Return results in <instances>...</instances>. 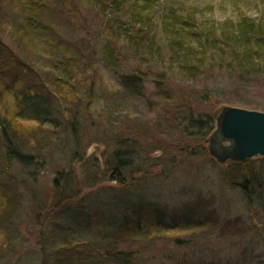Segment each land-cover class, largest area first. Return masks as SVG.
I'll use <instances>...</instances> for the list:
<instances>
[{
  "label": "rangeland",
  "instance_id": "rangeland-1",
  "mask_svg": "<svg viewBox=\"0 0 264 264\" xmlns=\"http://www.w3.org/2000/svg\"><path fill=\"white\" fill-rule=\"evenodd\" d=\"M54 1L44 17L56 39L51 44L29 34L23 0H0V144L4 126L13 125L7 135L31 157L22 163L0 154V264H56L63 253L46 254L43 247L71 240L60 229L61 208L89 199L109 221L132 204L143 206V218L153 214L148 205L178 212V227L170 222L160 233L98 234L110 250L129 251L133 264H264V156L218 163L207 148L212 131L204 135L187 117H216L227 104L264 110V77L242 86L213 69L192 80L166 59L156 68L140 64L129 49L122 54L126 43L117 34L114 68L100 42L114 34L108 17L81 0ZM133 1L126 0L127 8ZM175 2L195 9L198 22L219 25L241 13L264 17V0ZM155 9L158 25L161 9ZM74 44L79 57L67 62L58 48ZM121 77L133 79L131 86ZM44 90L52 103L49 119L21 118V94ZM115 153L128 164L116 173L121 182L110 170ZM182 210L196 211L189 214L200 224L183 223Z\"/></svg>",
  "mask_w": 264,
  "mask_h": 264
},
{
  "label": "trees",
  "instance_id": "trees-1",
  "mask_svg": "<svg viewBox=\"0 0 264 264\" xmlns=\"http://www.w3.org/2000/svg\"><path fill=\"white\" fill-rule=\"evenodd\" d=\"M23 1L29 34L31 36L35 34L47 43L56 44L55 37L49 35L52 31L44 25V17L47 14L50 0ZM53 1L51 0V2ZM81 2L96 7L97 11L103 16H107L112 23L114 34H111L110 37L105 35L100 42L103 55L114 68L117 67L116 64L120 59V56L115 55V44L112 41L117 34L126 43L122 54H127V49H129L131 54L139 57L140 64L145 66L151 64L156 68L158 65L165 64L163 59H166L167 66H175L179 72L187 74L192 80L202 76L208 77L213 69L233 76L236 82L242 86L250 85V79L264 77L263 16L241 13L237 20L228 19V21L225 20L217 25L213 22L214 20L198 22L195 18V9L184 11V9L178 8L175 0H140L139 3L134 0L128 8L126 0H81ZM61 3L64 4L66 1H61ZM67 6H69L68 3ZM157 6L161 9L158 15L160 22L155 25L156 22L152 20L151 14L156 11ZM157 28L161 31V35L155 31ZM47 46L49 45L47 44ZM58 50L62 55L64 54L67 62H72L74 58L79 57V47L76 44L73 47L62 46ZM63 63L70 67L65 62ZM67 72L68 69L64 68L60 73L61 76L59 74L60 79L64 80L62 85L69 82ZM136 75L132 77L141 76ZM159 77L161 79L162 75ZM131 81L133 82V79L129 77H121V83L125 87H128L132 83ZM208 88L209 85H205V88L201 90L203 98L207 95ZM57 92H59L58 89H55V92L51 91L55 94ZM49 98L47 90H44L43 93L21 94L20 100L23 106L19 108L22 107L20 117L32 121L48 120L47 114L52 104ZM248 104L241 105L253 107ZM250 105L253 104L250 103ZM3 109L8 113L11 108L7 110V106H3ZM187 117L189 125L198 127L204 135L214 128L215 117L193 118L194 116L191 115ZM14 127L13 125L4 126L1 134L0 154L8 158L16 157L22 163L30 162L31 157L20 153L19 147L14 143L13 135H7V132H11ZM20 128L22 132L23 127ZM112 158L113 164L110 167L112 177L121 182V176L116 173L128 164L124 163L123 157L117 153ZM246 162L248 161L235 163L241 165ZM91 202L92 200L89 199L83 204L75 206L69 204L61 208L59 215L63 221L60 229L64 232V236L69 234L70 237L65 236V238H71V240L61 242V246L57 248L48 243L43 247V252L46 254L49 250L50 252L54 250L59 254L63 253L60 258H56V264H133L129 251L110 250L102 242L96 240L99 237L98 234L100 235L103 229L108 232L112 230V233L124 234V232H128L132 236H135L136 231L144 235L155 234V232L160 233L161 230H167L170 222L178 227V224L175 223L178 218L177 211L168 214L159 206L145 204L153 209V214L143 218L138 209L143 206L137 207L132 204L130 209L127 206V211H124L120 219L113 218L109 221L103 212L101 214L98 211L96 213L93 211ZM190 211L182 210L184 213L181 215L183 223L192 221L196 225L200 224L201 219L194 221L193 214H189ZM191 212L195 213L196 211L192 210ZM197 215L199 214L197 213ZM83 252H87V254L84 255Z\"/></svg>",
  "mask_w": 264,
  "mask_h": 264
},
{
  "label": "water",
  "instance_id": "water-1",
  "mask_svg": "<svg viewBox=\"0 0 264 264\" xmlns=\"http://www.w3.org/2000/svg\"><path fill=\"white\" fill-rule=\"evenodd\" d=\"M214 126L207 148L218 163L264 156V110L227 104Z\"/></svg>",
  "mask_w": 264,
  "mask_h": 264
}]
</instances>
